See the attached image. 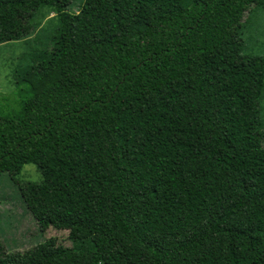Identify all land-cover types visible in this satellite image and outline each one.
<instances>
[{
	"label": "trees",
	"instance_id": "16d2710c",
	"mask_svg": "<svg viewBox=\"0 0 264 264\" xmlns=\"http://www.w3.org/2000/svg\"><path fill=\"white\" fill-rule=\"evenodd\" d=\"M252 7L264 0H0V44L54 13L48 42L25 41L15 98L0 95V174L34 164L24 206L72 243L47 241V259L264 264V61L221 55L246 53Z\"/></svg>",
	"mask_w": 264,
	"mask_h": 264
},
{
	"label": "rangeland",
	"instance_id": "374dc122",
	"mask_svg": "<svg viewBox=\"0 0 264 264\" xmlns=\"http://www.w3.org/2000/svg\"><path fill=\"white\" fill-rule=\"evenodd\" d=\"M73 8V11H77ZM54 13L47 8L40 9L35 16L41 18L40 25L30 37L0 44V95H11L15 98V85L12 71L21 54L27 50L25 41L39 37L32 45L41 46L48 42V36L55 24ZM242 37L245 41L246 53L227 54L230 60L244 63L248 69L261 68L264 61V8H253L246 11L243 17ZM41 28V29H40ZM44 42V43H43ZM218 53V50H214ZM251 52V53H249ZM260 116L264 130V93L260 102ZM16 181L6 173L0 174V241L5 252L9 254L14 264H57L54 259H47L46 242L53 240L56 244L69 247L67 230H57L52 227L39 230L36 222L24 206L19 185L23 181L39 182L41 179L34 164H24Z\"/></svg>",
	"mask_w": 264,
	"mask_h": 264
}]
</instances>
